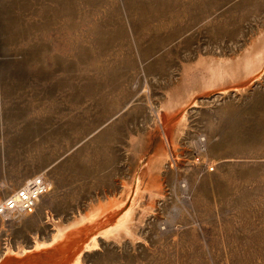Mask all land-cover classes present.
<instances>
[{
	"label": "rangeland",
	"instance_id": "1",
	"mask_svg": "<svg viewBox=\"0 0 264 264\" xmlns=\"http://www.w3.org/2000/svg\"><path fill=\"white\" fill-rule=\"evenodd\" d=\"M35 175L0 255L75 228L0 264H71L124 213L84 264H264V0H0V201Z\"/></svg>",
	"mask_w": 264,
	"mask_h": 264
},
{
	"label": "bare ground",
	"instance_id": "2",
	"mask_svg": "<svg viewBox=\"0 0 264 264\" xmlns=\"http://www.w3.org/2000/svg\"><path fill=\"white\" fill-rule=\"evenodd\" d=\"M247 70V69H246ZM245 70V71H246ZM179 127H178V130H177V132H178V134H181L182 132H183V130H184V128H185V126H186V118H185V116H182V118L179 120ZM141 183H142V177H141V175L139 176H137L136 177V179H135V187H136V192H139V190H140V186H141ZM53 189V186H52V184H50L49 183V189H48V191H47V193L49 192V191H51ZM127 190H126V192H125V195H124V199H115V200H113V201H109V202H106V203H102V204H98V205H95V203H91L88 207V211L86 210V212L84 213V215H83V213H82V215H80V219L81 220H79V222L80 223H88V222H92L94 219H95V222H93V223H98L99 221H98V219H97V217H101V216H105V213L106 212H108L107 210L108 209H110V208H112V209H114V208H118V207H120V205L121 204H123L124 203V201H125V199H126V197L128 196V193H129V190H130V188L129 187H127L126 188ZM46 193V194H47ZM45 194V195H46ZM42 198V197H41ZM38 199L37 200V204H38V206H44V210L47 212V210H46V208H47V206L42 202V200L44 199V198H46V196H44L42 199ZM115 212H117V211H115ZM107 214V213H106ZM131 217V216H130ZM46 221L45 220H40V224L41 223H44V222H51L54 226H55V229H54V232L51 234V236H50V238L48 239V240H46V239H41L40 237H38V235L37 234H35V235H33V244L30 246V248H27L24 244H21L19 241L16 243V246L15 247H13L12 245H10L9 243H7V246L5 247V249H4V251L2 252V254L0 255V258L2 257V256H5V255H7V254H9V253H12V252H14V253H17L19 250H21L23 253L24 252H27V250H29V249H40V248H42V247H44V246H49V245H52L53 246V244H55V242H57V241H59V243L62 241V239L68 234V233H70V232H68V231H66L67 230V228L69 227V228H71V229H73V228H75V227H70V226H75L74 224V222H72V225H70V226H66V225H64L60 220H56V219H54L53 217H52V215H50V214H46ZM102 218V217H101ZM76 222V221H75ZM78 222V223H79ZM130 222V218H129V213H124L120 218H118L116 221H115V224L113 225V226H111V227H109L110 225V223L108 224H105V226L103 225V226H101L100 228L99 227H94L96 230H95V232H92L91 231V233H89L90 235L87 237V239H86V243H84V245H83V247L82 248H80L81 250H79L77 253H76V255L73 257V262L71 263V264H84V259H83V251L84 250H93V249H95V248H97L98 247V245H99V237L98 236H100V235H104L105 237H117L120 233H121V231H123V230H125V228L128 226H126V224L127 223H129ZM74 223V224H73ZM77 223V222H76ZM79 223V224H80ZM101 223V222H100ZM100 223H99V225H100ZM114 223V222H113ZM79 224H76L77 226H79ZM89 224V223H88ZM90 224H92V223H90ZM89 224V226L88 227H91V226H93V224L92 225H90ZM130 224V223H129ZM84 226H85V224H84ZM83 226V227H84ZM96 226H98V225H96ZM86 227V226H85ZM93 228V229H94ZM102 228H104V230H102L101 232H99V233H96V231H98L99 229H102ZM78 229V228H77ZM76 229V230H77ZM80 229V228H79ZM81 229H83V228H81ZM84 230V229H83ZM89 230H91V229H89ZM5 231H7V228L5 227V225L4 224H2V226H1V228H0V233H3V232H5ZM68 232V233H67ZM81 232V231H80ZM83 233V232H82ZM86 233V232H85ZM88 233V232H87ZM71 234V233H70ZM69 234V236H71ZM74 234V233H73ZM117 235V236H116ZM68 236V235H67ZM68 236V237H69ZM80 237V236H79ZM67 238V237H66ZM7 238H5V240H6ZM83 239V238H82ZM64 240V239H63ZM69 240V239H68ZM80 240H81V238H80ZM67 241V240H66ZM76 241H78L77 239H76ZM63 242V241H62ZM61 242V243H62ZM68 242V241H67ZM59 243L57 244V245H59ZM60 243V244H61ZM64 243V242H63ZM76 243V242H75ZM77 243H79V242H77ZM66 244V243H65ZM64 244H62V246H63ZM61 246V245H60ZM60 246H58L59 248H60ZM54 247V246H53ZM62 249V248H61ZM55 252V251H54ZM59 253V252H58ZM65 253V252H64ZM60 254V253H59ZM63 254V253H62ZM45 255V254H44ZM71 259H72V257H71ZM70 263V262H69Z\"/></svg>",
	"mask_w": 264,
	"mask_h": 264
},
{
	"label": "built area",
	"instance_id": "3",
	"mask_svg": "<svg viewBox=\"0 0 264 264\" xmlns=\"http://www.w3.org/2000/svg\"><path fill=\"white\" fill-rule=\"evenodd\" d=\"M49 189V181L42 175H35L13 190L0 201V221L28 217L34 214L37 200Z\"/></svg>",
	"mask_w": 264,
	"mask_h": 264
}]
</instances>
